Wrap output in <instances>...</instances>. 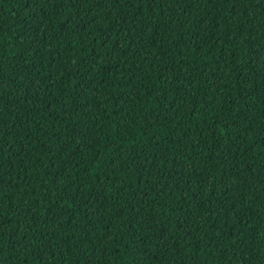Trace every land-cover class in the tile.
I'll return each instance as SVG.
<instances>
[{
    "label": "trees",
    "instance_id": "1",
    "mask_svg": "<svg viewBox=\"0 0 264 264\" xmlns=\"http://www.w3.org/2000/svg\"><path fill=\"white\" fill-rule=\"evenodd\" d=\"M0 264H264V0H0Z\"/></svg>",
    "mask_w": 264,
    "mask_h": 264
}]
</instances>
